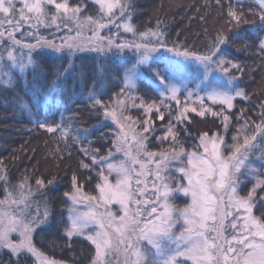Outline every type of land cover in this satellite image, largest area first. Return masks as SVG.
Returning <instances> with one entry per match:
<instances>
[{
    "label": "snow or ice",
    "instance_id": "obj_1",
    "mask_svg": "<svg viewBox=\"0 0 264 264\" xmlns=\"http://www.w3.org/2000/svg\"><path fill=\"white\" fill-rule=\"evenodd\" d=\"M89 2L94 14H84ZM255 2L258 11L250 10L256 17L251 23L258 21L264 30V0ZM237 3L242 5L243 0ZM216 4L221 6V0H216ZM133 11V0H80L76 4L69 0H0V46L6 45L0 52V84L10 87L18 77H38L42 62L59 54L57 58H66L67 66L54 73L52 85L57 86L62 77L73 71L74 59L84 51L112 59L122 83L111 103L98 98L95 91L87 97L93 108L102 110L104 117L117 125L119 132L113 144L124 159H111V152L101 156L98 149L81 144L85 159L79 167L95 171L99 182L95 186L97 194L90 195L84 192L79 177L75 173L71 176L70 189L63 194L71 204L63 233L68 246L73 237L83 236L89 241L94 246L89 264H264V103L260 105V122H251L253 131L251 135L243 134L242 143L239 135L233 136L234 143L229 146L222 136L203 132L197 150L189 152L179 139L180 131L187 133V128L178 127L190 124V114L195 113L201 118H222L223 127L228 130L227 113L233 109L234 100L250 97L236 87L239 77L233 72L243 73L244 69L227 58V49L230 39L246 38L238 34L229 37L221 31L203 52L176 43L169 47L160 21L155 29L138 31ZM227 22L235 27L250 23L242 8L238 11L231 5ZM40 27H55L57 31L63 27L75 35H66L57 43L39 35ZM111 27L116 28L113 35H101ZM85 30L91 33L87 39L83 36ZM121 30L132 34L133 39L121 38L118 42L114 37H119ZM24 37H32L33 42H26ZM258 40V51L264 54V37ZM162 48L178 58L169 61L164 70L152 67L153 54ZM145 67L159 81V103L145 104L134 95ZM188 71L199 74L192 81V89L185 83L184 73ZM48 95L41 89L32 95L31 105L21 106L30 112L32 106L43 103L60 112V123H38V127L48 133L59 131L60 139L70 147V126L63 123L65 106L48 101ZM129 105L144 109L146 118L138 122L125 115ZM217 105L221 106L219 110L213 107ZM153 111L161 121L165 114L168 116L164 135L155 137L161 143L170 142L169 148L160 152L148 150L154 133L150 118ZM248 127L249 121L245 120L242 130ZM71 139L74 143L80 141L77 136ZM113 174L114 182L110 180ZM30 179L23 177L14 189L5 187L4 198L0 199V251L8 250L16 258L15 264H61L34 242L36 235L54 226L47 202L41 205L33 197L37 193L44 195L55 179L37 178L35 192ZM91 180L89 176L87 182ZM0 181L8 183L3 161ZM247 183L252 186L242 195ZM178 194L190 202L178 207L174 203ZM80 205L88 210L79 211ZM112 205L119 208L113 211Z\"/></svg>",
    "mask_w": 264,
    "mask_h": 264
},
{
    "label": "trees",
    "instance_id": "obj_2",
    "mask_svg": "<svg viewBox=\"0 0 264 264\" xmlns=\"http://www.w3.org/2000/svg\"><path fill=\"white\" fill-rule=\"evenodd\" d=\"M69 2L76 4L80 0ZM229 5L238 11L242 8L250 23L239 27L229 25ZM133 8V23L137 30L142 32L148 28L155 29L157 21H160V30L165 33L169 47L176 43L203 52L218 32L223 31L229 37L234 34L245 37L229 40L227 58L244 69L243 73L234 71L233 75L239 77L238 87L250 98L235 99L231 115L234 119V116L242 114L249 121L260 122V105L264 103V54L259 53L257 45L258 37L264 35V30L258 21L256 24L251 23L256 17L250 14V10L253 13L258 11L255 0H243L242 5L237 0H221V6H217L216 0H133ZM87 12L94 14L90 2L85 9ZM58 55L42 62L38 77L34 78L32 74L26 80L18 77L10 87L0 84V161H3L8 179L7 185L0 181V199L4 196L5 187L15 188L25 176L31 178L34 192L37 178L45 181L54 178V184L48 186L44 195H35L43 203L47 202L53 213L51 223L54 227L36 235L34 242L49 258L69 264H89L93 246L83 239L73 238L69 247L63 235L67 207L63 194L70 189L73 173L84 184V192L96 193L95 186L99 181L96 172L79 167V162L85 159L80 147L83 144L98 149L101 156H106L112 150V141L95 133L105 117L102 110L91 106L87 97L91 91H95L98 98L107 103L118 93L122 83L112 59L88 51L79 53L78 58L74 59L73 71L62 77L57 86H53L54 73L62 72L67 66V59L57 58ZM41 89L49 93L48 101L54 100L65 106L62 108L63 123L70 126L67 141L70 147H66L65 141L60 139L59 131L48 133L38 127V123L52 126L60 123V112L49 109L43 103L32 106L30 112L21 106L22 103L31 105L32 95L38 94ZM137 93L144 102L159 98L151 83L144 79L138 81ZM190 117L191 123L183 125V128H187V133L183 130L181 132L183 137L187 134L195 141L203 132L211 136L222 131L221 123L215 118ZM167 121L168 116L165 114V119L157 121V126ZM73 136L79 137L80 141L74 143L71 139ZM84 136L87 138H82ZM89 176L92 177L91 182H87ZM15 259L9 254L0 253V264H15ZM28 264H32V261Z\"/></svg>",
    "mask_w": 264,
    "mask_h": 264
},
{
    "label": "rangeland",
    "instance_id": "obj_3",
    "mask_svg": "<svg viewBox=\"0 0 264 264\" xmlns=\"http://www.w3.org/2000/svg\"><path fill=\"white\" fill-rule=\"evenodd\" d=\"M17 7H19V5H17ZM84 14H86V13H84ZM87 14H88V12H87ZM25 30L27 31V30H30V29H25ZM115 32H116V28L115 27H111V30H109V29L103 30L101 32V35H103V36H110V35H113ZM17 35H18V38H19V34H17ZM39 35L44 36V37H46L49 40H55L57 43H59L62 37L66 36V35H73L74 36L75 35V32L69 33L68 30L67 29H64L63 27L61 28L60 31H57V29L55 27H49V28L40 27L39 28ZM90 35H91V33L89 31H87V30H85L84 33H83V36H84L85 39H87ZM262 37H264V35ZM114 38H116L118 40V42H119V39H121V38L122 39H126V40H132L133 39V36H132V34H130V33H124L121 30L120 31V34H119V37H114ZM24 39H25L26 42H33L32 41V37H24ZM5 46H0V52H2L4 50V47ZM84 52H88V51H84ZM128 55L131 56L132 54L129 53ZM153 56H154V60L152 62V67L153 68H159L161 70H164L165 67L167 65H169V61L178 59L177 57L174 56L173 53H169V52L166 51V49H163V48L159 52L154 53ZM193 68H195V66H193ZM198 75L199 74L196 73V72H194V71H188V72H185L184 73L185 83L187 84V86H188L189 89H192L194 87V84L192 83V81L197 80ZM215 75L219 76L220 74L219 73H216ZM141 79H144L147 82L151 83V85L153 86V88L157 91L158 95H159L160 91H162V89H160V88L157 87L159 81H155L152 78L151 72H149L146 67H145V71H144ZM121 87H122V85H121ZM236 87L239 88L238 85H237V81H236ZM134 95H136L137 97L140 98V96L138 95L137 91L134 93ZM160 98L161 97L159 95L158 100H154V101L156 103H159ZM114 99H115V95L107 103H111ZM180 99L183 102V100H184L183 88H181V96H180ZM236 99H242V98L241 97H237ZM137 102H139V101H137ZM152 102L153 101H151V102H145V104H150ZM171 103L173 104V106H175V102L174 101L171 102ZM206 103H209L210 104V101H206ZM233 104H234V102H233ZM213 107L216 110H219V108L221 106H218L217 105V106H213ZM233 109H234V107H233ZM232 110L229 113H227L230 116V122H229V127H228V130L227 131H225V129L223 127L222 118L212 117L211 115H207L206 116V117L215 118V119H217L221 123V125H222V131L218 135L222 136L223 139H224V141H225V144L226 145H229V146L234 143V141H233V136L234 135H239L240 136V142L242 143L243 134L246 132L247 134L251 135V133L253 131V126H252V123H251L252 120L251 121L248 120L249 121V127L247 129H243L242 130V125L244 124V121L247 120V119L244 116H242V114H240L239 116H234V119H233V117L231 115ZM125 115L131 116L133 120L138 121V122L139 121H142L143 119L146 118L144 109L131 107L130 105H129V107L126 110ZM192 115H196V114L195 113H191L190 116H192ZM238 117H242V118L238 119ZM150 118L154 122V133L150 137V141L151 142L148 145V150L149 151H156V152H160V151L167 150L169 148V143H170L169 141H164L163 143H161V141L155 139V137L163 136L164 135L165 130H166L165 129V126H166L167 122L165 124H162L160 127L157 126V123H158L157 121H160V120L157 119V114H156L155 111H153L150 114ZM178 127L183 128V125L182 126H178ZM118 132H119V129H118L117 125L114 122H112L110 118L109 119H106L105 118V120L95 130V133L96 134H98L100 136H104L107 139H110L112 141V150L110 152L112 153L111 159H113V160H123L124 159L123 153L122 152H117L116 151V148H115V146L113 144V140L116 138V135H117ZM181 132H182V130L180 131L179 139L183 143V146H184L185 150L186 151H189V152L190 151H193V150H197V145L199 144V138L194 141V139L192 137H189L187 134H184L185 136L183 137V135H182ZM82 138H87V137L84 136ZM259 141H260V136L257 137V143ZM223 147L224 146L222 145V148ZM199 151H202V149H199ZM225 154H227V153H225ZM108 155H109V153L106 156H108ZM250 159H253V157H250ZM175 166H176V163L173 162L172 168L174 169ZM149 167H151V165H149ZM136 168L139 169V165H136ZM177 176H178V174H177ZM114 178H115V174H113L112 176H110V180H112L113 182H114ZM249 179H252V178L249 177ZM150 182H151V178L149 177V183ZM253 183H254V180H253ZM251 186H252L251 183H247V186L244 188V191L241 194L242 195L243 194H246L247 190L249 188H251ZM8 188H10V187H8ZM85 193L86 194H89L87 192H85ZM96 194H97V192L94 195H96ZM4 195H5V191H4ZM90 195H93V194H90ZM3 198H4V196H3ZM33 199L39 201L41 205L44 204L40 199H37L35 196L33 197ZM187 202H190V199L189 198H186V197H183L182 194H178V198L175 199V201H174V203L178 207H184ZM69 207H71V204H70V202H67V207H66V210H65V212H66V215H65L66 216V221H67ZM111 207H112V210L115 211L116 209L119 208V205H112ZM132 207H135V205H133ZM87 210H88V208L86 206H84V205H80L79 206V211H87ZM175 230L177 232L180 230V225L179 224H177ZM13 238L14 239L16 238L15 237V234H13ZM73 238L83 239V240H85L86 242H88L90 244V242L87 241L83 236H81V237H73ZM93 249H94V246H93ZM0 253H6V254L11 255L8 252V250H6V249L0 251ZM93 254H94V250H93ZM56 261L60 262L59 260H56ZM61 264H69V263L61 262Z\"/></svg>",
    "mask_w": 264,
    "mask_h": 264
}]
</instances>
